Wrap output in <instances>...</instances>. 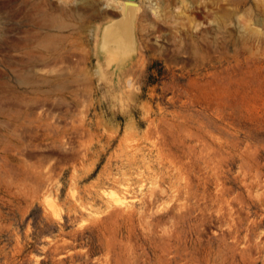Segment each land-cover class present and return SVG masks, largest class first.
Instances as JSON below:
<instances>
[{"label":"rangeland","instance_id":"obj_1","mask_svg":"<svg viewBox=\"0 0 264 264\" xmlns=\"http://www.w3.org/2000/svg\"><path fill=\"white\" fill-rule=\"evenodd\" d=\"M0 264H264V0H0Z\"/></svg>","mask_w":264,"mask_h":264},{"label":"bare ground","instance_id":"obj_2","mask_svg":"<svg viewBox=\"0 0 264 264\" xmlns=\"http://www.w3.org/2000/svg\"><path fill=\"white\" fill-rule=\"evenodd\" d=\"M135 13L133 9H127L122 20L109 26L104 35L107 44H115L124 53L128 49L132 37V25Z\"/></svg>","mask_w":264,"mask_h":264}]
</instances>
